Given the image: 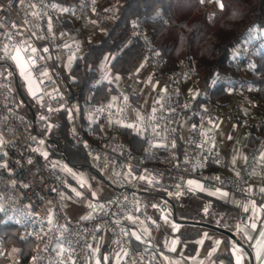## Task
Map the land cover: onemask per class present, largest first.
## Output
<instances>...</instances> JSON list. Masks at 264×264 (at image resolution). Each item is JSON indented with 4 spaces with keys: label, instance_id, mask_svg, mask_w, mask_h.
I'll return each mask as SVG.
<instances>
[{
    "label": "built area",
    "instance_id": "2783aa9c",
    "mask_svg": "<svg viewBox=\"0 0 264 264\" xmlns=\"http://www.w3.org/2000/svg\"><path fill=\"white\" fill-rule=\"evenodd\" d=\"M102 2L0 0V211L18 228L21 241L34 242L30 257L23 260L20 255L13 258L0 237V258L7 264H87L101 232L126 264H163L154 247H135L132 223L143 222L152 229L178 227L172 224L174 207L178 215L185 206L178 207L177 200L198 196L201 188L227 190L243 204L254 201L264 207V192L254 184L262 170L264 137L250 143L253 133L264 131V100L255 98L248 74L264 48V30H257L235 58L238 77L230 101L206 102L209 91L201 90L198 97L203 101L197 103L189 90L202 83L198 59L189 55L172 61L160 54L148 17L136 18L127 38L108 54L111 65L116 58L126 59L128 42L140 45L142 60L163 81L165 95L144 111L135 94L116 82L117 89L98 100V88L109 81L104 76L81 99L60 71L61 55H80L83 41L98 34L116 13L115 4L101 8ZM205 3L211 5L212 0ZM159 18L165 19L163 14ZM70 22L81 26L83 35ZM22 44L28 48L22 53L25 59L35 60V66L28 64L32 75L26 81L36 93L30 97L32 116L23 113L26 100L16 101L19 76L11 56ZM243 108L256 113L242 115ZM61 112L70 138L86 147L94 169L100 175L108 173L112 181L113 193L102 200L101 208L82 218L66 213L67 176L48 153ZM221 122L240 126L247 136L246 160L239 173L227 170L225 145L215 132ZM189 181L199 182L200 188ZM212 203H204L206 218ZM237 223L248 225L251 216L240 212Z\"/></svg>",
    "mask_w": 264,
    "mask_h": 264
},
{
    "label": "trees",
    "instance_id": "16d2710c",
    "mask_svg": "<svg viewBox=\"0 0 264 264\" xmlns=\"http://www.w3.org/2000/svg\"><path fill=\"white\" fill-rule=\"evenodd\" d=\"M57 1L74 2L80 0ZM180 1L118 0L117 5L115 0H103L101 8L108 4H115L117 10L98 33V36L100 35L99 41H83V51L76 57L71 67V79H67L64 74L74 93L81 99L89 96L90 90L96 86L102 77L98 70L99 63L127 38L135 19L146 15L148 28L160 54L169 57L172 61L189 55L198 59V69L202 75V83L198 89L209 91L206 102L224 103L230 101L232 88L238 77L234 65L235 59L231 58L232 49L242 40L251 38L257 30H264V0H234L237 5H228V2L223 1L224 13L217 22L209 20L206 12L200 17H195L192 14V11L203 6L205 0L203 3L201 0H191L188 7L187 5L183 7L186 8L185 10L180 7ZM157 13L163 14L165 19H160V15L158 16ZM69 24L73 26L78 35H83L81 26L74 24V22ZM124 53L126 55L125 60L116 58L111 62L113 71L122 77L131 73L143 59L140 45L133 42H128ZM248 74L254 83L255 98L264 100V48L256 54ZM116 89L113 82L104 83L98 88L97 99L108 97L110 92ZM127 89L130 90V86H127ZM18 98L19 100L24 99L28 103V108L24 112L21 108H18V111L31 116L34 109L30 99L23 92L20 81L16 94V99ZM138 99L139 95H135L134 100L137 101ZM196 100L197 103L203 101L199 97ZM55 121L56 127L51 134V141L48 146L49 155L52 156V150L56 149V155L64 157L71 165L89 167L100 176L94 169L86 147L76 144L70 138L65 113L61 112L56 115ZM262 137H264V131L253 133L250 143H258ZM203 196L212 199L221 209H227V205L220 203L217 199L206 194ZM178 234L185 242L187 252L194 253L197 246L196 240L199 238V228L183 225L178 230ZM0 237L8 244L10 253L16 249L23 260L30 257L34 242L21 241L18 228L1 211ZM134 242L137 248L148 247L145 241L134 239ZM155 249L161 257L159 249ZM230 262L234 264L232 259ZM0 264H7V262L0 258Z\"/></svg>",
    "mask_w": 264,
    "mask_h": 264
},
{
    "label": "rangeland",
    "instance_id": "374dc122",
    "mask_svg": "<svg viewBox=\"0 0 264 264\" xmlns=\"http://www.w3.org/2000/svg\"><path fill=\"white\" fill-rule=\"evenodd\" d=\"M206 1L207 0H205V2ZM223 1L228 2V5H237L234 0H220V3L223 4ZM115 2L118 5V0H115ZM190 2L191 0H181L180 7L183 8L185 7V5H187L188 7V4H190ZM185 9L186 8H183V10ZM224 9L221 8L218 3H216V0H212L211 5L204 3L200 9L194 10L195 12L192 11V14L195 17H200L206 12V15L209 17V20H211L212 22H217L221 15L224 13ZM99 39L100 35L98 36V34L87 38V40L93 42H97L99 41ZM249 39L250 38H246L239 42L235 47H233L231 52L232 59H235L238 56V54L240 53V49ZM76 57L78 56L69 54H62L60 57V71L65 74V77L67 79H71L70 71ZM111 60V54H107L102 59L98 66L99 73L105 78H107V80L116 82L118 88L122 90H126L127 86H130V90L132 91V93L135 95H139V102L141 103V107L144 111L153 109L156 103L165 95L166 87L163 81L161 82L157 79V77L153 75L148 63L145 60H141L131 73H129L127 76L122 77L119 76L118 73L113 71L110 65ZM15 65L18 70V79L20 81L22 90L30 99L33 91L29 90L30 87L26 83L25 77L21 75V69L17 66L16 62ZM199 93L200 90L198 89V87L192 86L189 90V97L193 101H195L198 98ZM16 101L17 103H19V98ZM231 124L232 123L223 122V125H221L220 128L218 127L215 132L217 136L224 142L225 145H233L234 156H236L238 159H243V155L246 152V145L248 140L247 136L244 131H242L241 129H237L233 133L234 141H229L228 136L231 134ZM260 148L261 153H264V140L261 141ZM52 153V158L54 159L56 165L65 173L68 178V181H66V188L63 197L66 213L72 218L76 219L82 218V213L84 211L88 209L93 210L98 208L100 203V193L102 189H105L108 183L112 184L111 176L108 173H104L102 176H99L89 167L73 166L68 163L64 157L56 155V149L52 150ZM261 163L264 164V159H261ZM77 192L80 193L79 196L76 194ZM207 200L211 199L203 196V194L201 193L198 196L178 199V207H186L185 210L184 207L182 211L178 212V217L202 221L206 220L208 222L217 223L219 225L227 227L226 223L223 222V219H225V215L228 212H226V210L224 212L221 211V208L214 201L212 203L211 209L208 212V218L204 216L202 210L204 207V203ZM176 227L177 226H174L173 228ZM11 255L13 258H16L20 254L19 251L15 249V251L11 252ZM118 255L121 256V254L119 253Z\"/></svg>",
    "mask_w": 264,
    "mask_h": 264
},
{
    "label": "crops",
    "instance_id": "0c3cea01",
    "mask_svg": "<svg viewBox=\"0 0 264 264\" xmlns=\"http://www.w3.org/2000/svg\"><path fill=\"white\" fill-rule=\"evenodd\" d=\"M251 38L244 44L239 52L252 40ZM240 54V53H239ZM238 54V55H239ZM241 113L254 114L255 109L243 108ZM229 123V122H228ZM223 125V122L218 126ZM217 127V129H218ZM243 128L236 124H231V134L228 136L229 141H234L233 133L235 130ZM225 145V144H224ZM225 150L228 154V172L239 173L246 160V152L243 155V159H238L234 156V147L232 144L225 145ZM261 160V159H260ZM102 176V175H100ZM193 184L200 188V183L195 181ZM254 184H257L259 188L264 189V164L262 163V170L255 176ZM66 188V187H65ZM65 189L63 192L64 197ZM113 193V187L111 183L107 184L105 189H102L100 193L99 207L93 210H86L82 214V217H86L98 210L102 206V200ZM201 193L217 199L220 203L227 205V209H221V211L228 212L225 215L223 222L226 223L227 228L233 230L238 237L242 239L248 248L249 252L239 244H236L229 236L204 226L191 225L192 227L199 228V238L196 240L197 246L194 253L187 252V246L178 234V230L181 226L176 228H169L167 226H159L152 229L143 222H134L131 225V231L133 235V242L136 237L139 236L138 241H145L148 247H155L159 249L163 264H231L230 259L237 264V256L241 257V264H260V261L256 258V238H259V231L264 229V207L257 202L251 201L241 203L239 198L223 189L204 190L201 188ZM227 193V195H223ZM255 204V209L252 205ZM247 206L249 211L245 212L244 207ZM245 212L251 216V223L257 224V230H252L250 227L246 228V233L254 239L249 240L246 238L245 233L239 231L240 228H244L245 225L237 223L238 214ZM173 225H180L179 223H172ZM145 227V228H144ZM220 243L217 244L216 242ZM175 242V243H173ZM135 243V242H134ZM151 244V245H149ZM234 247L240 249L239 252H234ZM119 252H113L108 247V235L105 232H101L96 241L93 244V250L91 259L87 264H126L122 256L118 255ZM120 254V253H119Z\"/></svg>",
    "mask_w": 264,
    "mask_h": 264
},
{
    "label": "snow or ice",
    "instance_id": "6c2138e0",
    "mask_svg": "<svg viewBox=\"0 0 264 264\" xmlns=\"http://www.w3.org/2000/svg\"><path fill=\"white\" fill-rule=\"evenodd\" d=\"M204 0H201V3H203ZM216 2L219 4V6L221 8H223V4L220 3V0H216ZM157 15L159 16L160 14L157 13ZM28 48L24 47L23 44L21 45V47H18L14 50L15 54L11 56V59L14 60L17 63V66L21 69V75H23L25 77V80H30L31 78V72L27 70V65L30 63L32 66H35V60L32 57H28L27 60H25V57L23 56L22 53L27 52ZM31 51L33 53L36 52L35 48H32ZM45 51H47V49H45ZM42 76H46L47 73H41ZM31 91V87L29 89ZM33 96H36L35 92H32ZM128 127H132V125H127ZM42 143V141H41ZM37 151H39V149H37ZM45 157L47 156V153H44ZM261 159H264V153H261ZM70 171V170H68ZM143 179V177H142ZM190 185L191 184H195V181H189L188 182ZM262 192H264V189H261ZM78 196L80 195L79 192L76 193ZM223 195H227V193H224ZM253 209H255V204L252 205ZM245 212L249 211V208L247 206L244 207ZM250 227L252 230H257V224L255 222H252L248 225H245L244 228H240L239 231L244 232L245 236L247 239L252 240L254 239L253 237L249 236L245 229ZM137 239H140L139 236L136 237ZM175 243V242H173ZM217 244H219L220 242L217 241ZM15 251V250H14ZM61 251H63L61 249ZM240 249L235 248L234 247V252H239ZM256 258L258 261H260V264H264V229L259 231V238H256ZM74 264V262H73ZM237 264H241V257L237 256Z\"/></svg>",
    "mask_w": 264,
    "mask_h": 264
},
{
    "label": "water",
    "instance_id": "95a60500",
    "mask_svg": "<svg viewBox=\"0 0 264 264\" xmlns=\"http://www.w3.org/2000/svg\"><path fill=\"white\" fill-rule=\"evenodd\" d=\"M16 83H17V87H18L19 86L18 78H17ZM173 218L180 225H197V226H204V227H208V228L217 230V231L229 236L231 239L236 240L237 244L241 245L242 247H244L247 250V252H249L248 248L246 247V245L242 241V239L239 238L237 236V234L233 230H231V229H229V228H227L225 226H222V225H219V224H216V223H211V222H208V221L179 218L178 215H177V211H176L175 207H174V212H173ZM149 245H151V244H149Z\"/></svg>",
    "mask_w": 264,
    "mask_h": 264
},
{
    "label": "bare ground",
    "instance_id": "6f19581e",
    "mask_svg": "<svg viewBox=\"0 0 264 264\" xmlns=\"http://www.w3.org/2000/svg\"><path fill=\"white\" fill-rule=\"evenodd\" d=\"M173 222H175V221L173 220Z\"/></svg>",
    "mask_w": 264,
    "mask_h": 264
}]
</instances>
